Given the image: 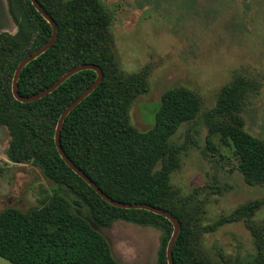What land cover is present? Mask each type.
<instances>
[{
    "label": "trees",
    "instance_id": "trees-1",
    "mask_svg": "<svg viewBox=\"0 0 264 264\" xmlns=\"http://www.w3.org/2000/svg\"><path fill=\"white\" fill-rule=\"evenodd\" d=\"M5 1L17 28L12 34L0 32V126L7 127L10 134L8 156L17 163L30 161L56 188L40 206L27 211L11 206L0 210V256L10 264H118L109 242L95 226L123 220L160 230L156 260L167 264L166 245L172 232L169 220L144 209L112 206L75 174L56 150L53 134L61 111L93 82L96 72L80 70L33 101L20 102L12 96L17 63L48 40L51 27L30 0ZM37 1L54 20L57 35L48 49L22 67L18 92H38L78 64L99 66L100 82L63 120L61 146L111 198L147 203L173 214L180 222L172 247L173 263L195 264L189 260L188 230L171 209L169 174L178 164L179 148L169 137L182 121L195 117L199 98L183 87L163 91L152 125L138 130L129 121L128 108L146 85L141 75L127 77L117 68L110 17L102 4L98 0ZM253 87L254 83L234 74L220 88L205 120L210 132L231 143L245 180L264 183V139L246 132L240 115ZM260 201L238 206L228 220L249 217ZM82 207H87L94 226L81 214Z\"/></svg>",
    "mask_w": 264,
    "mask_h": 264
},
{
    "label": "rangeland",
    "instance_id": "rangeland-1",
    "mask_svg": "<svg viewBox=\"0 0 264 264\" xmlns=\"http://www.w3.org/2000/svg\"><path fill=\"white\" fill-rule=\"evenodd\" d=\"M65 1V0H64ZM110 17L117 68L139 74L146 90L129 104L140 131L153 123L163 91L186 88L200 100L195 117L182 121L169 141L178 146L170 171L171 209L188 230L195 264H258L264 260V183L245 180L230 142L210 132L205 115L234 74L254 83L242 128L264 139V0H98ZM16 25L0 0V32ZM10 134L0 126V210L40 206L56 185L30 161L8 156ZM261 199L252 214L229 219L238 206ZM81 214L89 219L87 207ZM251 225L255 227L252 230ZM118 264H157L160 230L123 220L95 226ZM172 231V228H169ZM171 235V234H170ZM0 264L10 262L0 256Z\"/></svg>",
    "mask_w": 264,
    "mask_h": 264
},
{
    "label": "water",
    "instance_id": "water-1",
    "mask_svg": "<svg viewBox=\"0 0 264 264\" xmlns=\"http://www.w3.org/2000/svg\"><path fill=\"white\" fill-rule=\"evenodd\" d=\"M31 4L33 7L42 15V17L49 23L51 27V35L48 38V40L33 50L30 54L26 55L24 58H22L16 65L15 70L12 75V80H11V92L12 96L20 101V102H29L33 101L36 99H39L46 94L52 92L63 80H65L67 77L70 75L83 70V69H91L96 72V77L93 80V82L85 88L78 96H76L71 102H69L65 108L61 111L56 125L54 129V134H53V139H54V144L56 147V150L60 157L64 160L65 164L75 173L77 174L82 180H84L103 200L111 204L112 206L115 207H120V208H135V209H144L147 211H150L152 213L161 215L165 217L169 222L172 224V232L171 235L168 239L167 245H166V261L167 264H174L173 263V257H172V247L174 244V241L178 235V232L180 230V222L177 218L173 216L169 211L163 210L161 208H158L156 206L147 204V203H142V202H124V201H119L111 198L108 196L105 192H103L94 182L91 180L89 176L85 174L83 170L78 168L72 161L71 159L66 155L64 152L60 140H59V134H60V129L61 125L63 123V120L65 116L68 114V112L76 105L78 104L86 95H88L100 82L102 78V70L99 66L92 64V63H83V64H78L75 65L68 70H66L64 73H62L56 80H54L49 86L41 89L38 92L28 94V95H21L18 92L17 88V79L20 74V71L22 67L28 63L30 60L34 59L36 56L44 52L46 49H48L53 42L56 39L57 35V28L54 20L51 18V16L41 7L39 2L37 0H30Z\"/></svg>",
    "mask_w": 264,
    "mask_h": 264
}]
</instances>
